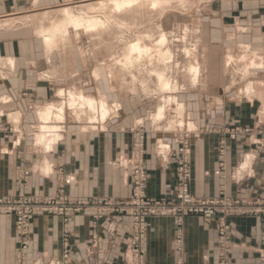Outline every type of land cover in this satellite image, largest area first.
Returning a JSON list of instances; mask_svg holds the SVG:
<instances>
[{
  "label": "crops",
  "instance_id": "obj_1",
  "mask_svg": "<svg viewBox=\"0 0 264 264\" xmlns=\"http://www.w3.org/2000/svg\"><path fill=\"white\" fill-rule=\"evenodd\" d=\"M46 1L33 0L31 14L41 12L39 6ZM0 3L2 9L8 3L9 11L5 12L11 17L15 0ZM212 6L217 13L213 31L222 34L223 40L220 44L202 42L197 46L199 52L188 54L199 72L192 86L184 81V73L190 70L187 64L176 60V68L168 73L178 91L164 94L163 98L149 96L155 99L143 105V109L149 107L144 115L139 110L144 89L133 80L130 70L116 61L121 54L116 58L104 55L91 68V60L84 57L80 59L84 61L81 69L71 65L78 63V54H43L35 62L32 54L22 53L24 41L14 38L15 33L21 32L0 30V197H17L19 175L24 169L30 171L28 194L35 199L53 198L60 188L72 198H128L132 193L131 161L137 128L145 130L148 194L167 197L173 193L176 174L172 158L176 134L170 125L177 123L184 128V123L190 122L195 130L210 123L218 128L264 126V0H217ZM8 20L0 21V27H6L13 19ZM58 57L63 60L61 66ZM68 61L71 74L66 67ZM190 74L193 76L191 70ZM210 74L211 86L206 82ZM195 86L197 90H190ZM199 90H206V94L198 96L195 92ZM69 93L107 101L109 117L91 122L90 118L96 117L93 112L80 107V103L71 107ZM162 107L163 117L159 119ZM146 124H151V128L146 130ZM221 141L218 134L205 133L194 138L193 195L215 198L224 189L231 197H252L264 186L263 150L258 138L227 141L223 171ZM33 218L29 264H51L62 255V220L46 214ZM231 221L233 264H264L260 220ZM72 226L73 264H128V217L102 218L94 224L90 216L81 214L73 218ZM94 231L101 238L96 247ZM176 236L174 219L150 218L147 264H177L178 260L182 264H218L214 223L188 217L181 247ZM18 248L14 217L0 214V264H16Z\"/></svg>",
  "mask_w": 264,
  "mask_h": 264
},
{
  "label": "rangeland",
  "instance_id": "obj_2",
  "mask_svg": "<svg viewBox=\"0 0 264 264\" xmlns=\"http://www.w3.org/2000/svg\"><path fill=\"white\" fill-rule=\"evenodd\" d=\"M32 1L33 0H15L13 9H11V17L7 16V12H5V9L9 11L8 3L4 9L0 7V16H4L3 18H0V21L13 19L6 23L8 26L6 25V27H0V30L7 32L8 30L12 32H21L15 33L14 38L24 41L25 45H23L22 53L32 54L31 58L35 62L38 61L43 54H61V56L67 57L68 54H78V63L76 66H74V63H71V65L72 67H78V69H81L84 61H80V59L84 57L87 60H91V65L88 64V67L91 68L101 62V57L104 55L115 56L116 58L118 57V54H121L116 60L121 63L120 61L123 60L124 55L131 53L130 51L133 45L140 44L143 48H153V51L149 53H152L153 55L159 50H166L170 48L175 58V62L176 60H182L184 64H187V66L190 67V65L195 63V60L189 57L188 54H195L196 52H199V47L197 46H199L200 43L203 42V44L208 45L215 41L217 44H220V41L223 40L222 34H218L213 31V24L217 13L214 12L212 5L216 4L217 0H157L156 6L151 5L153 0H139L136 1L138 5L135 4V6L125 9H118L113 5H98L101 1L106 2L110 0H47L39 6L38 11L41 12L31 14V8L33 7ZM48 7L53 8L48 11L42 10L47 9ZM70 7L76 14H83L89 18L92 16L91 18H95L100 21L102 20V22H105V27L88 32L84 30L76 31L75 29H70L71 33L69 32V34H67L68 36H66L64 41L59 44L60 47H58L57 50H46L47 48L43 43L44 41L41 38V35H39L40 30L42 28L50 27L52 23H63L65 21V16L61 13L63 12L62 9ZM164 36L169 39L167 40L168 42H166L168 44L160 46L159 42ZM211 47H214L213 44L210 46L209 51L212 50ZM154 48L156 50H154ZM158 56L159 54L157 53L152 64L149 63L148 59H145V63L143 62L141 66L137 65L136 62L134 68H128L129 70L131 69V77L132 74L135 77L137 76L136 79L133 78V76V80L144 89V93L142 92L140 95L143 103L141 108H139L140 113H143L142 115H144L149 109L148 106H144V110L143 105L147 104V100L154 98L149 96H162L163 98L164 95L163 93L156 94L159 92V84L156 77H153L151 74L154 68H157L156 70H160L166 64L165 62L161 63V59L158 58ZM72 57L74 58V55H72ZM57 61V63L61 66L63 63L62 58L60 59L58 57ZM109 61L114 63L115 59L111 60V58H109ZM183 63L182 65H184ZM66 67L69 68V74H71L72 68L70 66V61H68V65ZM64 68L65 67L62 69ZM193 79L194 78L190 74V70H187L186 73H184V81L187 80L189 85H191L194 82ZM211 79L210 74L207 76L206 80L209 86H211L212 83ZM141 82H145L147 86H143ZM189 88L190 90H197L196 86ZM205 92L206 90H199L195 93L200 96L206 94ZM152 109L153 107H151V110ZM108 117L109 115H107L104 120ZM189 123L190 122L184 123V128L179 127V124L177 123H173V125H170L169 127L173 133L175 132L174 134H176L174 135V143L176 144V147L172 154V158L176 164V174L173 193L167 197L158 198L152 197L148 194L149 175L146 165V136L144 134L145 130L141 128L136 129L137 140L133 144V157L131 161L132 193L128 198L117 200L72 198L64 192L63 188H60L56 196L53 198L35 199L28 194L31 175L30 171L24 169L21 170L19 175L20 188L17 197H0L1 200L8 201L9 204H12L10 205L11 207L21 210L24 203L23 200H27L30 203H35L36 201L47 203L56 202L59 201L63 195L68 197L70 200L81 201L82 203L87 204L84 209L82 206L75 207L78 209L76 212H71L74 211L73 209L59 210V208L53 210L58 211V213L52 212V207L48 204L43 205L42 207L44 209V206H47V208L44 209L45 211L36 213L32 212L29 219L26 220L28 225L25 227V229H27V234L23 236L28 243L26 248L27 250L23 251L24 257H26V264H29L28 252L32 241L31 224L34 219L33 217L43 214L57 216L63 223L64 238L62 255L53 260L51 264H56L57 262L65 263L64 260H67L69 264H73L72 256L74 251L72 248V238L74 229L72 221L75 216L81 214L90 216L94 224L102 218L116 219L121 216H126L131 220V234L126 254L128 264H142L136 262L137 255H139V258L143 259V264H147V228L148 220L150 218L174 219L177 227L176 243L178 247H181L183 244V227L186 218L196 217L203 220L205 223H214L217 233L218 264H233V239L231 235L233 227L231 219L258 218L263 229L261 236V252H264V186H262L255 193V195L250 198L228 196L224 189H221L218 196L215 198H198L193 195L191 189L193 178L191 160L195 137L205 133L221 135L222 141L219 148V156L220 159H222L220 161V170L223 171L225 170V162L223 159L226 155L227 141L238 142L252 136L257 137L259 142L258 145L263 150L262 160L264 162V126L243 125L233 128H218L215 127L216 125L213 123H210L195 130L189 126ZM146 128L150 129L151 124H146L145 129ZM182 158H184L183 161H181ZM138 166H140L144 172L146 180L145 187L143 189V198L139 201L137 200V183L134 182L135 174L139 175V171H137ZM261 197L262 199H260ZM256 200H260V204L255 203L254 207L259 209L252 208L251 212L255 213L260 210V213L258 214H250V212L243 214L240 211H233L234 209L232 207H235L237 202L249 204ZM62 203L63 202H61V204ZM105 203H120L124 208L106 206ZM196 203L200 204V207H197L198 205H196ZM184 204H186V206H184ZM163 207L165 210L170 211H162ZM3 209L9 212L10 208L6 207ZM24 210L28 211L26 209ZM16 212L17 211L13 214H4L0 212V214L12 216L15 219V233L19 247L16 264H20L18 257L22 253L20 249L22 248V243H24V241H22L21 238V230L18 229L19 215ZM137 218L144 221V233H141L137 229V225L135 223V219ZM224 233L226 240H223ZM92 237L93 247H96L101 242V238L95 231ZM179 250H181V248ZM177 264H182V262L178 260Z\"/></svg>",
  "mask_w": 264,
  "mask_h": 264
},
{
  "label": "bare ground",
  "instance_id": "obj_3",
  "mask_svg": "<svg viewBox=\"0 0 264 264\" xmlns=\"http://www.w3.org/2000/svg\"><path fill=\"white\" fill-rule=\"evenodd\" d=\"M101 1V0H100ZM136 1H139V0H110V1H101L98 5L100 6H106V5H113L115 7H117L118 9H125V8H130V7H133L137 4ZM142 1V0H141ZM157 0H153V3L151 4L152 6H156L157 5ZM92 6V5H91ZM91 6H88V7H91ZM63 12V15L65 16V21L63 23H52L50 27H47V28H42L40 30V33L39 35H41V38L43 39V43L44 45L46 46V50H49V51H53V50H57L58 47H60V43L64 41V38L66 36H68L67 34H69V32L71 31L70 29H75L76 31H79V30H84L86 32L88 31H91V30H97L98 28H103L105 27V22H102V20H97L95 18H89V17H86L85 15L83 14H76L75 12H73V9L70 8H64L62 9ZM75 11V10H74ZM119 11V10H118ZM48 14V13H47ZM63 18V17H61ZM10 20V19H9ZM8 20V21H9ZM8 26V24H7ZM71 33V32H70ZM70 36V35H69ZM103 39V38H102ZM167 40V37L164 36L160 42H159V45L160 46H165V44H168L166 42H168ZM148 46V45H147ZM150 46V45H149ZM154 50H156L154 48ZM130 51V50H129ZM153 51V48H149V47H142V45L140 44H134L133 47L131 48V53L129 54H126L124 55L123 57V60L120 61L122 64V66L124 67H127V68H134L135 67V64L137 62V65L141 66L142 63L144 62L145 59H148L149 60V63L152 64L153 60L155 59V55H157V53L159 54L158 58H160L161 60V63L162 62H165V66H163L160 70H156L155 68L152 70V76L156 77L157 79V82H158V87L160 88V90H163V94H170V93H173L175 91H178L177 90V87H176V83L174 84L173 81H172V77L169 76V73H168V69H169V72L171 74L172 72V69H174V65L176 62H175V58L173 56V53L172 51L170 50V48L166 49V50H157L158 52L154 55L151 53L149 54L150 52ZM156 52V51H155ZM148 53V54H146ZM175 55V54H174ZM192 55V54H191ZM52 57V56H51ZM63 57V56H62ZM136 57V58H134ZM14 60V59H13ZM10 61V60H9ZM11 62V61H10ZM156 62V60H155ZM154 62V63H155ZM145 63V62H144ZM148 63V62H147ZM158 63V61H157ZM150 64V65H151ZM8 65H11V64H8ZM176 65V64H175ZM12 66H13V63H12ZM138 66V67H139ZM149 66V65H148ZM152 66V65H151ZM150 68V67H149ZM176 68V67H175ZM180 68V67H179ZM126 69V68H125ZM137 69V68H136ZM140 69V68H139ZM144 69V68H142ZM188 69H190L193 73V80H196L198 79V70H197V67L194 66L193 64L190 65V67H188ZM13 70V69H12ZM178 70V69H177ZM127 71V70H126ZM131 71V69H130ZM129 72V71H128ZM174 72V71H173ZM130 73V72H129ZM128 73V74H129ZM138 73V72H137ZM135 74V73H134ZM174 74V73H173ZM137 77V76H136ZM136 77H134L136 79ZM139 79V77H138ZM175 81V80H174ZM142 83V82H141ZM143 86H147V84L145 82L142 83ZM159 90V91H160ZM76 92V91H75ZM79 93V92H78ZM77 93V94H78ZM66 94V93H65ZM73 94V93H69L70 95V100L71 101V107H75V105H79L80 103V107H87L88 110L97 117H92L90 118L91 122H94L96 121L97 119H101V120H104V117H106L107 115L110 114V107H109V103L105 100H97L95 98H92V97H87L85 95H83L82 93L80 94ZM63 95V93H62ZM171 96V95H170ZM69 100V101H70ZM68 103V102H67ZM63 105V104H61ZM69 105V104H68ZM76 105V106H77ZM64 107V105H63ZM51 108V107H50ZM49 108V109H50ZM58 108V107H57ZM61 108V107H60ZM69 108H70V105H69ZM81 108V109H82ZM48 109V108H47ZM48 109V110H49ZM66 109V108H64ZM73 109V108H72ZM163 107L161 108V111L159 113V119H161L163 117V111H162ZM53 110V109H52ZM87 110V109H86ZM70 111V110H69ZM16 113V112H15ZM43 113V112H42ZM58 113V112H57ZM66 113V111H65ZM79 113V112H78ZM44 114V113H43ZM42 114V116H43ZM60 114V113H59ZM92 114V115H93ZM41 115V114H39ZM61 115V114H60ZM91 115V116H92ZM93 115V116H94ZM47 116V115H46ZM14 117V116H13ZM17 118V117H16ZM40 118V117H39ZM85 119V118H83ZM46 120V119H45ZM47 121V120H46ZM51 121V120H50ZM54 122V121H53ZM97 122V121H96ZM20 123V122H19ZM44 123V122H43ZM47 123V122H46ZM93 124V123H92ZM50 126V125H49ZM18 128V127H17ZM44 131L45 129L42 128ZM49 129V128H48ZM51 130H53V128H51ZM41 131V130H40ZM54 131V130H53ZM43 131H41L42 133ZM46 132V131H45ZM49 132V131H48ZM47 132V133H48ZM56 135V134H55ZM54 136V135H53ZM44 137V136H43ZM42 138V137H41ZM46 138V137H44ZM43 138V139H44ZM43 139L41 141H43ZM41 143V142H40ZM42 144V143H41ZM51 144V143H50Z\"/></svg>",
  "mask_w": 264,
  "mask_h": 264
},
{
  "label": "built area",
  "instance_id": "obj_4",
  "mask_svg": "<svg viewBox=\"0 0 264 264\" xmlns=\"http://www.w3.org/2000/svg\"><path fill=\"white\" fill-rule=\"evenodd\" d=\"M184 158H182L181 161H183ZM137 171H139V175L135 174L134 176V182L137 183V187H138V193H137V200H141L143 198V189L145 187V175H144V172L142 171V169L140 168V166H138L137 168ZM262 199V197L260 198ZM23 207L21 210H19L18 208H15V207H11L10 205L12 204H9L8 201H4V200H1L0 199V212L1 213H4V214H13L15 213V211H17L16 213L19 215V222H18V229L21 230V238H22V241H24V243H22V248L20 249V251L22 252L18 259H19V263L20 264H26V257H24V252L23 251H26L27 249V246H28V243H27V240L23 237L27 234V229H25V227H27V221L29 219V217L31 216V213H36V212H40V211H45L44 209L47 208V206H44V209L42 208L43 205H49L52 207V212H57L58 211H53L54 209H57L59 208V210H69V209H73L74 211H71V212H76L78 211L77 206H82L83 209L87 206V204L85 203H82L81 201H73V200H70L68 197H66L65 195H63L59 201H56V202H38L36 201L35 203H30L29 201L27 200H23ZM61 202H63V207H62V204ZM121 203V202H120ZM120 203L118 204H112V203H105L106 206H115V207H118V208H124ZM255 203H259L260 204V200H256L254 201L253 203H242V202H237L236 206L235 207H232L234 210L233 211H240L242 212L243 214H247L250 212V214H258L260 213V210L259 212H251V209L252 208H255V209H259V208H256L254 207ZM104 204V203H103ZM198 205L197 207H200L199 205L200 204H197ZM205 205V204H204ZM203 205V206H204ZM184 206H186V204H184ZM10 208L9 209V212L5 211L3 208ZM24 209L28 210V211H25ZM50 211V212H51ZM162 211H166V212H169L170 210H165V208L163 207ZM176 211V210H175ZM258 211V210H257ZM47 212V211H46ZM135 223L137 225V229L141 232V233H144V221H142V219L140 218H137L135 219ZM224 238L223 240H226V237H225V233L223 234ZM136 262L137 263H142L143 264V259L142 258H139V255H137L136 257ZM65 263L63 262H57L56 264H69L67 260H64Z\"/></svg>",
  "mask_w": 264,
  "mask_h": 264
}]
</instances>
